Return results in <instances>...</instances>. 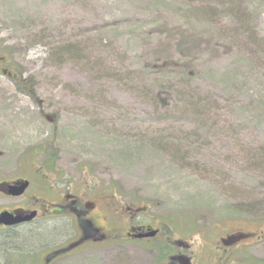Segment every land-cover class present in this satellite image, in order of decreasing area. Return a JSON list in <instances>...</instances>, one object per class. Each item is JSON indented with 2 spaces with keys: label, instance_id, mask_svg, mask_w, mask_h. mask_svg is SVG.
<instances>
[{
  "label": "rangeland",
  "instance_id": "obj_1",
  "mask_svg": "<svg viewBox=\"0 0 264 264\" xmlns=\"http://www.w3.org/2000/svg\"><path fill=\"white\" fill-rule=\"evenodd\" d=\"M26 159L178 235L253 229L264 264L247 206L264 199V0H0V161ZM117 252L56 264L152 258Z\"/></svg>",
  "mask_w": 264,
  "mask_h": 264
},
{
  "label": "flooded vegetation",
  "instance_id": "obj_2",
  "mask_svg": "<svg viewBox=\"0 0 264 264\" xmlns=\"http://www.w3.org/2000/svg\"><path fill=\"white\" fill-rule=\"evenodd\" d=\"M47 168L27 159L0 161V264H56L97 251L103 261L139 251L151 255L149 264L254 261L261 238L253 229L178 235L139 199L117 197L90 180L62 181Z\"/></svg>",
  "mask_w": 264,
  "mask_h": 264
},
{
  "label": "trees",
  "instance_id": "obj_3",
  "mask_svg": "<svg viewBox=\"0 0 264 264\" xmlns=\"http://www.w3.org/2000/svg\"><path fill=\"white\" fill-rule=\"evenodd\" d=\"M166 68V66H164V67H161V68H157V70H159V69H165ZM22 75V74H21ZM31 79L29 78H26L25 79V83H27V82H29ZM242 205V204H241ZM247 206H250V207H253V208H257V209H263L262 211L263 212H259V213H257V214H254L255 215V217H257V218H260V217H262V218H264V199H256V200H252L250 203H248V205ZM247 214V213H246ZM246 214H238V216H245ZM264 220V219H263ZM49 237H51V236H49Z\"/></svg>",
  "mask_w": 264,
  "mask_h": 264
},
{
  "label": "water",
  "instance_id": "obj_4",
  "mask_svg": "<svg viewBox=\"0 0 264 264\" xmlns=\"http://www.w3.org/2000/svg\"><path fill=\"white\" fill-rule=\"evenodd\" d=\"M5 74H6V72H5Z\"/></svg>",
  "mask_w": 264,
  "mask_h": 264
}]
</instances>
